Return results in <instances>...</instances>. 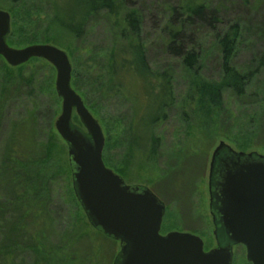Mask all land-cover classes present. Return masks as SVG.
<instances>
[{
	"label": "rangeland",
	"instance_id": "obj_1",
	"mask_svg": "<svg viewBox=\"0 0 264 264\" xmlns=\"http://www.w3.org/2000/svg\"><path fill=\"white\" fill-rule=\"evenodd\" d=\"M168 1H130L143 16L141 37L146 43L145 55L150 67L153 70L168 69L172 77L175 101L166 108V118L151 125L146 117L147 107H144L148 93L139 85L138 76L127 74L120 79L119 75L116 78L123 85L121 91L114 90L117 80L113 81L112 90L107 89L113 37L104 21L92 23L83 38L73 39L52 25L65 0H20L14 4L11 0H0V9L10 14V32L13 21L19 25L20 29L14 32L16 43L11 44L13 47L30 44L24 43L27 35L21 30L30 19L34 25L31 34L38 42L50 43L66 51L72 65L71 85L75 89L78 87L85 106L103 131V162L127 184L147 186L165 203L160 233L171 230L191 232L201 237L204 249H210L219 240L214 234L209 209L211 154L223 141L236 151L264 155V128L257 123L260 107L253 98L246 97L258 92L264 72L249 84L243 99L225 93L222 112L217 110L219 115L211 107L200 108L192 100V77L186 74L179 60L167 56L157 39L160 36L157 19ZM248 1L252 3L245 4L243 0L225 3L223 11L224 24L240 17L244 28L233 60L239 69L253 66L255 27L248 22L264 7V0ZM249 7L250 13H246ZM219 67L217 53L212 52L201 72L217 78ZM55 76L54 67L44 59L31 58L19 66H10L0 56V153L12 123L30 118L29 133L35 141H45L49 151L45 164L40 166L46 169L44 174L48 181V205L45 213L43 210L48 248L59 252L65 264H113L119 250L118 240L92 227L74 196L67 145L54 128V121L61 111V98L54 86ZM2 79L8 87H2ZM72 122L82 126L74 111ZM33 148L31 144L29 149ZM177 153L182 160L176 162ZM0 186V193L8 192ZM231 249L232 264H250L243 245L235 244ZM33 253L27 249L18 250L16 264H34Z\"/></svg>",
	"mask_w": 264,
	"mask_h": 264
},
{
	"label": "trees",
	"instance_id": "obj_2",
	"mask_svg": "<svg viewBox=\"0 0 264 264\" xmlns=\"http://www.w3.org/2000/svg\"><path fill=\"white\" fill-rule=\"evenodd\" d=\"M18 1L11 0V3ZM130 1L65 0L60 4L52 25L55 30L73 39H81L92 23L99 20L105 22L113 37L107 89H113V81L119 75L120 79L127 74L138 76L139 85L148 93L144 107H147L146 117L151 125L164 120L166 108L175 101L172 77L168 69L153 70L150 67L145 55L146 43L141 37L143 16L140 10L130 5ZM243 1L245 4L252 3ZM225 3L233 4L234 0H169L157 19L160 47L168 57L179 60L186 74L192 77V100L200 108L211 107L220 113L225 93L243 99L249 84L264 72V7L248 22L255 27L253 42L256 57L252 61L253 66L239 69L233 60L244 28L240 17L224 24ZM250 8H246L245 12L250 13ZM12 26L6 38L10 46L16 43L14 32L20 29L16 20ZM33 26L30 19L22 25L21 30L27 35L24 43H42L31 34ZM212 52L217 53L220 63L217 78L207 77L201 72ZM1 81L3 88L8 87L3 79ZM122 87L117 80L114 90L121 91ZM75 90L78 92V87ZM246 97L258 103L260 114L257 123L264 128V77L259 81L258 92ZM31 126L30 118L26 117L12 123L0 153V185L8 189L7 193H0V264H16L15 254L24 249L34 252V264H65L59 252L47 246L43 210L45 213L48 205V181L44 174L46 169L40 166L45 164L49 151L45 141L39 143L29 133ZM31 144L33 149H29ZM174 158L176 162L182 160L178 153Z\"/></svg>",
	"mask_w": 264,
	"mask_h": 264
},
{
	"label": "water",
	"instance_id": "obj_3",
	"mask_svg": "<svg viewBox=\"0 0 264 264\" xmlns=\"http://www.w3.org/2000/svg\"><path fill=\"white\" fill-rule=\"evenodd\" d=\"M8 11L0 9V56L10 66L41 58L55 71L61 111L54 128L67 145L74 194L92 227L118 240L113 264H232V246L241 244L250 264H264V155L236 151L220 141L209 163V209L226 240L204 249L197 234L160 233L164 202L147 186L127 184L102 159L104 134L71 85L65 50L50 43L10 46ZM73 111L81 127L72 122Z\"/></svg>",
	"mask_w": 264,
	"mask_h": 264
},
{
	"label": "flooded vegetation",
	"instance_id": "obj_4",
	"mask_svg": "<svg viewBox=\"0 0 264 264\" xmlns=\"http://www.w3.org/2000/svg\"><path fill=\"white\" fill-rule=\"evenodd\" d=\"M104 164H105V163H104ZM105 165H106V164H105ZM106 166H107V165H106ZM107 167H108V166H107ZM125 183H126V182H125ZM130 185H133V184H130ZM208 191H209V175H208ZM164 204H165V203H164ZM210 214H211V216H212L213 224H214V226H215L214 234H215L216 238L219 239L218 242H222V241L226 240V235H225V233H224L222 227H221L220 224L218 223V219H217V218L214 219L212 213H210ZM163 234H164V233H163ZM205 250H207V249H205Z\"/></svg>",
	"mask_w": 264,
	"mask_h": 264
}]
</instances>
